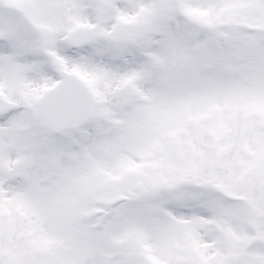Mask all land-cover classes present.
Wrapping results in <instances>:
<instances>
[{"label": "snow or ice", "instance_id": "6c2138e0", "mask_svg": "<svg viewBox=\"0 0 264 264\" xmlns=\"http://www.w3.org/2000/svg\"><path fill=\"white\" fill-rule=\"evenodd\" d=\"M0 264H264V0H0Z\"/></svg>", "mask_w": 264, "mask_h": 264}]
</instances>
